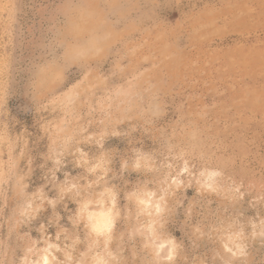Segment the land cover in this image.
Returning a JSON list of instances; mask_svg holds the SVG:
<instances>
[{
	"label": "rangeland",
	"instance_id": "374dc122",
	"mask_svg": "<svg viewBox=\"0 0 264 264\" xmlns=\"http://www.w3.org/2000/svg\"><path fill=\"white\" fill-rule=\"evenodd\" d=\"M0 264H264V0H0Z\"/></svg>",
	"mask_w": 264,
	"mask_h": 264
}]
</instances>
